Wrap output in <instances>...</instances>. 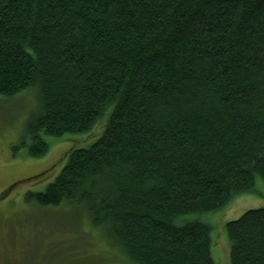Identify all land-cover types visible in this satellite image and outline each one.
Wrapping results in <instances>:
<instances>
[{
	"label": "trees",
	"instance_id": "1",
	"mask_svg": "<svg viewBox=\"0 0 264 264\" xmlns=\"http://www.w3.org/2000/svg\"><path fill=\"white\" fill-rule=\"evenodd\" d=\"M37 89L43 135L70 150L25 200L84 209L129 264H215V212L264 180V0H0V95ZM231 264H264V208L228 221Z\"/></svg>",
	"mask_w": 264,
	"mask_h": 264
},
{
	"label": "rangeland",
	"instance_id": "2",
	"mask_svg": "<svg viewBox=\"0 0 264 264\" xmlns=\"http://www.w3.org/2000/svg\"><path fill=\"white\" fill-rule=\"evenodd\" d=\"M37 89L13 97L0 95V264H129L105 229L94 227L77 206L41 207L25 200L28 191H44L61 171L70 150L89 147L104 132L111 109L87 134L43 135L49 151L28 154L29 122L38 115ZM264 208V180L254 190L234 196L222 209L181 217L178 224L199 220L211 227L215 264H231L228 221L250 209Z\"/></svg>",
	"mask_w": 264,
	"mask_h": 264
}]
</instances>
